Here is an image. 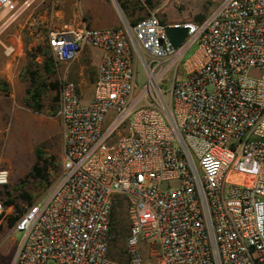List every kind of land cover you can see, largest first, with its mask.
Wrapping results in <instances>:
<instances>
[{"label":"built area","instance_id":"1","mask_svg":"<svg viewBox=\"0 0 264 264\" xmlns=\"http://www.w3.org/2000/svg\"><path fill=\"white\" fill-rule=\"evenodd\" d=\"M12 4L0 0V12ZM167 26L187 28L177 48ZM47 44L60 62L87 46L102 56L86 105L76 82L59 81L60 173L18 219L12 264H264V0H221L202 21L151 13L133 25L66 27ZM134 59L151 80L147 105L132 96ZM155 71L173 73L169 103ZM8 183L0 168V187ZM118 197L126 263L109 256ZM9 208L0 200V218Z\"/></svg>","mask_w":264,"mask_h":264},{"label":"rangeland","instance_id":"2","mask_svg":"<svg viewBox=\"0 0 264 264\" xmlns=\"http://www.w3.org/2000/svg\"><path fill=\"white\" fill-rule=\"evenodd\" d=\"M23 0H16L15 6L9 11L8 7L0 12V25L10 16V14L19 7ZM221 0H99L101 6L105 7V14L101 22L106 25L117 24L131 25L133 19L144 17L155 13L160 20L167 23L180 21H198L197 17L207 16ZM120 2L126 5L132 15L125 16L120 7ZM13 3V1H12ZM31 7L20 12L14 19L12 18L4 24L7 26L5 33L15 27H20L22 16L32 10V16H36L35 27L37 30L47 32L49 23L45 18H40L43 4ZM43 3H46L45 1ZM117 6H115V4ZM9 11V12H7ZM4 34L0 35L3 40ZM7 38H9L7 36ZM0 40V41H1ZM10 40V41H9ZM6 43H11L9 39ZM13 44V43H11ZM96 49V48H94ZM194 49L192 45L184 57H188ZM99 50V49H97ZM36 51L39 52L38 56ZM81 52L73 61L72 66L81 57ZM19 58V61L17 59ZM17 61V62H16ZM56 59L49 46L44 42L28 46L23 44L22 53L20 49L5 53V47L0 43V168H6L9 172V183L6 187H0V200L12 199L14 201L9 209H6L5 215L0 218V264H12L13 257L17 251L23 231L16 230V223L23 216L27 207L30 205L20 197L23 191L20 188V182L24 179L30 183L28 190L32 193V201H45V197L51 184L57 179L60 173L61 154H62V124L59 116L56 115L57 89L47 87L41 94L39 103L42 107L36 110L27 89L33 90L34 85L30 82V72L35 73L38 81H44L49 84L53 81H59L60 72L53 73L51 66H54ZM66 65L65 63H58ZM83 70V75H72L69 73L65 80L79 81L82 79L81 103L86 105L89 102L92 84L95 80L97 67L96 59H92ZM49 65V66H48ZM77 66V63H76ZM135 73V88L132 96L140 100L139 105H147L151 102L149 91L150 78L140 59L133 60ZM60 69V68H59ZM71 70V67L69 68ZM69 70V71H70ZM155 73V80L162 97L166 103L170 101V89L173 73L161 75ZM61 78V80H64ZM60 80V81H61ZM83 81L85 82L83 84ZM153 92V91H152ZM147 95V96H146ZM155 95V93H154ZM43 152V159L50 163L47 165L48 181L28 177L33 164L36 162L35 150ZM43 159L40 164H43ZM26 186V185H25ZM121 199V198H120ZM115 210L119 219V233L115 234L116 240L109 242V256L118 263H126L129 259V253L126 247V241L129 233V220L126 213L125 202L122 199L115 204ZM15 217L12 223L10 220ZM143 250V245H141ZM154 264V261H151Z\"/></svg>","mask_w":264,"mask_h":264},{"label":"crops","instance_id":"3","mask_svg":"<svg viewBox=\"0 0 264 264\" xmlns=\"http://www.w3.org/2000/svg\"><path fill=\"white\" fill-rule=\"evenodd\" d=\"M12 8L15 6L16 0H12ZM46 3H43V2ZM35 6L38 7V5L43 4V9H39L42 13V16H39L40 18H45V20L49 23V29L47 32H43L42 30H37L35 27L36 23V16H32V10L27 11L22 16L20 27H15L13 29H10L7 31V33L4 34L7 26H5L2 33L4 34L3 40L0 41V43L3 45V47L12 45L15 47L16 51L20 49V53H22L23 44L27 43L28 46H32L35 44H39L40 42L47 44V37L50 32L52 31H60L65 29L66 27L71 26H78V25H87L92 28H105V27H115L120 26L117 24H111L106 25L101 22V19L103 18L105 14V7L101 6L99 3V0H36ZM114 2V0H113ZM115 4V3H114ZM116 6V4H115ZM11 8V9H12ZM117 8V6H116ZM11 9H8L9 11ZM7 11V12H9ZM7 13H5L0 19H3ZM14 19V18H13ZM12 19V20H13ZM9 17L4 21L6 24L9 22ZM1 33V34H2ZM0 34V35H1ZM7 36L9 38H7ZM11 39L13 44L6 43L7 40ZM10 41V40H9ZM48 45V44H47ZM36 55L38 56L39 52L36 51ZM81 57L77 60V66L76 63L73 64L72 62L66 63V62H60L56 59V63L54 66H51L53 73L60 72L58 74L60 76L59 81L71 73L73 76L83 75V70L86 67L87 64L85 63H91L92 59H96L95 66L98 68L99 62L101 60L102 52L101 50L94 49L93 47L87 46L82 51ZM19 61V58L17 59ZM16 61V62H17ZM65 63L66 65H61L58 63ZM71 67V70L69 69ZM60 68V69H59ZM70 70V71H69ZM97 74V69H96ZM95 74V77H96ZM59 81L58 84H59ZM95 81V80H94ZM55 82V81H53ZM78 84V90L80 95L82 96V79L79 81H74ZM85 82L83 81V84ZM93 85L91 89V94L89 95V100L92 97L93 94ZM57 88H55L56 90Z\"/></svg>","mask_w":264,"mask_h":264},{"label":"trees","instance_id":"4","mask_svg":"<svg viewBox=\"0 0 264 264\" xmlns=\"http://www.w3.org/2000/svg\"><path fill=\"white\" fill-rule=\"evenodd\" d=\"M120 7L123 10L125 16L127 17L128 15H132V12H129L126 5L123 4V2H120ZM206 17V16H205ZM204 16L200 15L197 17L198 21H202L203 19H205ZM143 17H139L136 19H133L131 25H133L136 21H138L139 19H141ZM162 21V20H161ZM163 22V21H162ZM49 66V65H48ZM30 80H31V84L34 85L33 90L31 89H27V94L30 96L31 101L34 103L33 106L36 110H40L42 105L41 103H39L40 97L42 92L47 88H52L55 89L58 87V82H50L49 84H45L44 81H38L37 78L35 77V73L34 72H30ZM54 100H57V95L54 97ZM35 155H36V162L33 164L31 170L28 173V177H31L32 179L35 180H39L41 182H46L48 181V172H47V165L50 163V161H48L47 159H43V152L36 149L35 150ZM43 159V164H40V160ZM26 180H22L20 182V188L23 189V191L20 193V197L27 201L28 203L31 204L32 201V193L28 190V185L30 184L29 182L26 183ZM26 185V186H25ZM122 199H120L119 197L116 198V200L114 201V204L112 206V209L110 211L109 214V225H110V237L109 240L110 241H115L116 237L115 234L119 233V219L117 217V213L115 210V204L119 203ZM4 203L6 205H11L14 203V201L12 199L9 200H5ZM15 219V217H12L10 220V223L13 222V220Z\"/></svg>","mask_w":264,"mask_h":264},{"label":"water","instance_id":"5","mask_svg":"<svg viewBox=\"0 0 264 264\" xmlns=\"http://www.w3.org/2000/svg\"><path fill=\"white\" fill-rule=\"evenodd\" d=\"M116 1V0H114ZM165 32L174 48H177L187 37L186 27L167 26Z\"/></svg>","mask_w":264,"mask_h":264},{"label":"bare ground","instance_id":"6","mask_svg":"<svg viewBox=\"0 0 264 264\" xmlns=\"http://www.w3.org/2000/svg\"><path fill=\"white\" fill-rule=\"evenodd\" d=\"M153 82H154V80H153ZM154 84V83H153Z\"/></svg>","mask_w":264,"mask_h":264}]
</instances>
